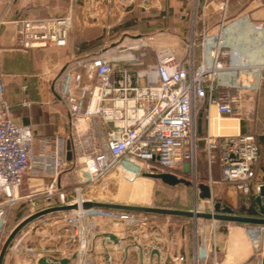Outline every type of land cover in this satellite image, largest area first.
I'll list each match as a JSON object with an SVG mask.
<instances>
[{
  "label": "built area",
  "instance_id": "2783aa9c",
  "mask_svg": "<svg viewBox=\"0 0 264 264\" xmlns=\"http://www.w3.org/2000/svg\"><path fill=\"white\" fill-rule=\"evenodd\" d=\"M64 1L69 3L64 15L23 18L16 22L17 43L21 48L67 46L77 6L92 24L103 26L108 31L127 13L139 7L148 9V5L134 0ZM156 2L162 9L163 0H154L153 3ZM228 3L229 0H224L218 5L222 12L221 29L229 20ZM200 20L204 30L199 60L194 54L195 42L189 46L188 54L183 59L177 57L172 47L158 49L157 61L135 74L127 66L116 70V62L136 60L132 53L129 59L119 60L106 50L89 60L96 81L93 86L80 88L78 101L76 105L70 106V112L75 129H82L81 125L91 119H100L105 129L101 133V147L94 152L88 153L84 141H81L80 161L84 163V171L81 172V182L76 184L70 194L60 188L59 177L74 161L67 159V142L75 141L74 137L72 139L61 133L46 136L38 134L31 126L15 123L11 106L5 99V74L0 72V240L6 234L9 209L17 201L37 196L31 194L24 198L19 195L27 172L33 175L48 174L51 177L43 194L46 195V201H51L58 194L60 203H51L48 207L78 205L77 209L51 213L32 221L14 238L8 250H17L23 241L28 240V236H32L39 241L40 250H45L49 242L53 245L56 243L57 247L55 254L39 252L37 246L26 249L29 256L25 259L27 263L34 260V264H37L40 258L45 257L49 264H60L65 258L70 259L69 264H117L118 254L123 252L125 257L129 254L125 247L127 237L113 230L100 234L101 220L113 224L115 228L140 230L147 228L156 216L96 207L83 208L85 202L100 201L87 196V190L109 177L116 178L119 172L122 176L166 172L180 177L191 169L196 178L193 184L194 198L195 202L199 201L193 209L195 212H206L199 211L198 206L210 201L211 207L207 213H217L213 185L219 181L234 184L245 198L252 194V182L257 177V165L261 157L259 134L258 131L232 135L222 133L224 117L234 114V103L238 100L218 95V91L224 86L221 84L222 76L235 70L226 62L228 52L220 34L213 47H208L207 18L203 16ZM254 28L263 31L264 19L256 22ZM149 45L146 40L136 38L127 48L133 51ZM72 83V74L68 73L58 90L62 98L69 95ZM202 109H206L205 136H199L197 131V118ZM79 132L76 130L78 138H81L83 133ZM37 145L38 154L35 153ZM201 152H204L207 164L206 185L211 190L210 199L199 197L201 191L198 185L201 182L197 181V165ZM216 163L220 164L222 171L219 181L213 178V164ZM261 185H258V191ZM38 211L33 209L32 214ZM199 220H194L197 227ZM208 220L211 225L213 264H218L216 233L221 221ZM245 230L254 242L255 237L264 232V226L247 224ZM196 236L198 239V228ZM138 239L133 237L134 246H139ZM98 240L101 242L100 247ZM203 251L206 252L207 248ZM263 257L264 252L255 248L253 264H261ZM180 259L184 260V257ZM196 263H199L198 254ZM118 264L125 263L121 261Z\"/></svg>",
  "mask_w": 264,
  "mask_h": 264
},
{
  "label": "crops",
  "instance_id": "0c3cea01",
  "mask_svg": "<svg viewBox=\"0 0 264 264\" xmlns=\"http://www.w3.org/2000/svg\"><path fill=\"white\" fill-rule=\"evenodd\" d=\"M134 1L137 3L143 2L150 7L156 6L159 13L166 11L165 9L168 8H166L167 0H163L162 9L157 2L153 3L154 0ZM193 1L170 0L173 14L178 12L179 15L185 16L190 12V5ZM223 1L196 0L200 9V12L196 13L200 21L198 26L200 39L198 52L196 53L194 50L196 60H199L202 54L201 40L204 24L200 18L203 16L207 18L210 12L218 11V5ZM255 2L257 0H229L227 12L229 20L225 27L221 29L220 26L222 16L219 18L214 14L212 15L215 16V19L212 17V21H208L206 27L209 35L208 47H213L220 34L225 50L228 52L226 62L235 70L231 74H224L221 78V84L224 86L221 87L223 90L220 95L237 98L238 100L234 103V114L224 117L222 133L232 135L258 131L259 141L263 146L260 139L262 133L255 124L254 119L245 120L242 113L235 112V105L241 103L255 90L254 73L264 70V30L256 31L254 28L255 23L263 20L264 16L255 18L252 15L253 10L264 7V0H260L258 4ZM54 4L56 6V0L40 3H36L34 0H18L13 5L9 4L7 0H0V72L5 74V99L11 106L15 123L31 126L38 134L46 136L57 133L71 136V138L73 136L75 139V141L72 140L74 143V163L77 159L80 160L82 154L80 151L82 140L77 138L76 130L80 131L79 133L87 131L79 128L75 129L76 126L72 120L70 106L76 105L81 87L94 85L96 74L88 62L95 55L106 50L112 51L116 42L110 41V33L115 30V24L120 23V21L115 22L113 29L108 31L103 26L92 24L83 16L81 8L77 6L74 9L75 22L67 46L28 50L21 48L17 43L16 22L23 18L50 16L52 12L55 13ZM37 6H42L43 11L38 15H34ZM211 8L215 10H211ZM62 9V15L66 14L69 9L67 1L63 0ZM127 15H130V13L124 15L123 18H126ZM194 28L196 30V26ZM173 50L175 51L174 48ZM177 57L183 59L186 55L177 54ZM85 64H87V67ZM238 71H246L247 73L242 77H238L235 75ZM68 73L72 74L73 83L67 98H62L58 94V90L60 91L61 85L63 86ZM231 85L234 87H228ZM231 92H233V95ZM213 111H215V108H213ZM85 123L91 127L92 134L102 133L105 129V125L100 119L86 120ZM206 128V109H202L197 118L199 136H205ZM35 153H39L38 145L35 148ZM216 165L220 174L218 177H214L215 170L213 169V178L219 181L222 177V171L220 164L216 163ZM71 168L60 174L59 186L62 189L70 187V184L62 179L65 176L68 180ZM27 173L26 175H29L35 181H44L45 178H51L48 174L33 175L30 172ZM64 173L65 175H63ZM201 183L206 184L207 179ZM263 183L264 181L259 177L258 171L256 179L252 182V195L255 199L258 194L257 187ZM218 184L220 189H216L217 192L214 191V193L216 192L215 195H223L225 203L236 207L242 193L234 184L220 181ZM230 187L235 188L238 192L237 200L234 203L227 195ZM155 215L149 224L150 228L148 226L145 229L138 230L140 233L139 246H134L132 243L136 230L123 227L115 228L111 223L102 224L99 229L100 234L104 231L113 230L127 237L125 247L128 248L129 254L126 257L123 252L118 254L116 256L118 259L117 264L121 261L125 264H197V254L199 256L198 264H213L211 225L210 222H204L209 221L208 219L198 221L199 236L197 239L194 229L196 224L193 218ZM245 225L247 224L221 221L216 233V260L218 264H253L255 261V248L264 252V232L257 235L254 242H252L246 233ZM99 244H101L100 240H98ZM204 248H207L206 252L203 251ZM181 257H184V260H181Z\"/></svg>",
  "mask_w": 264,
  "mask_h": 264
},
{
  "label": "rangeland",
  "instance_id": "374dc122",
  "mask_svg": "<svg viewBox=\"0 0 264 264\" xmlns=\"http://www.w3.org/2000/svg\"><path fill=\"white\" fill-rule=\"evenodd\" d=\"M9 1L10 0H7L8 3ZM17 1L18 0H14L11 4L13 5ZM45 1L51 0H34V2L36 3ZM259 2L260 0H257V2L255 3L258 4ZM166 4V8H168L165 9L166 11H162L160 13L157 11L158 9H156V6H148V9L139 7L137 8V10L132 11L130 15H127L126 18H122V21H120V23L115 24V30L110 33V41L116 42V45L112 48L111 55L116 59L122 60L123 58L129 59L132 53V55H134L136 58V60H132L130 62H116V70L127 66L128 68H130L131 72L135 74L136 72L147 68L149 65L157 61V50L160 48L173 47L176 53L181 56H185L188 54L189 46L192 45V42H195L196 38V32H194L195 30L193 28L199 21L198 16H196V13L198 14L200 12L199 4L198 2L196 3V0H194L190 5V12H188V14H186L185 16L179 15L178 12L176 14H173L170 0H167ZM41 7L42 6L36 7L34 15L42 13L43 10L41 9ZM62 7L63 0H56V6L54 4L55 13L52 12L50 16L62 15ZM211 10L215 9L211 8ZM212 14L217 15L219 18H221L222 16V12L220 10L212 11L207 17V22L212 21ZM252 15L255 18L263 17L264 7L256 8L255 10H253ZM50 16H37L33 18H48ZM213 19H215V16L213 17ZM136 38L144 39L149 42L150 45L143 49H137L133 51L128 50L127 46L133 43V39ZM194 50H196V45L194 46ZM196 52H198V49L196 50ZM246 73V71H238L237 73H235V75L238 77H242L243 75H246ZM254 74L255 75H253V83L256 86L254 88L255 90L251 93V95L243 99L241 103H237L235 105V112L242 113L245 120L254 119V122L257 125L258 129L262 134H264V70L258 71ZM231 93L233 95V92ZM81 128L83 129V131L86 129L89 131L91 130V127H89L86 123H83L81 125ZM83 133L84 134L81 135V140L84 141L86 151L88 153H92L97 148L101 147L100 141L102 140L103 134H92L91 131L89 133ZM214 165L215 167L217 166L216 164H213V169L215 170L214 177H218L220 172L218 167H216L215 169ZM70 167L72 168L69 171L68 180L65 176L62 179L64 182H68L70 184V187L63 189L68 194L72 192V189L76 186V184L81 182V172L84 171V163L77 159V161H75ZM197 168V181L198 183H200L208 178L207 164L205 161L204 152L199 153ZM258 168L259 173H262L261 169H264V144L261 148V157L258 163ZM63 175H65V173ZM179 178H184L191 184H178L176 186H170L163 183L159 179L148 177L146 173H141L136 176L123 174L122 176L119 172L116 178L112 177V179H107L93 186L90 190H87V196L95 197L100 201L139 204L155 207H172L181 210H193L195 208V204H198L199 202L198 200L195 202L194 198L193 184L195 182L194 180L196 179L194 176V172L189 169L187 172L182 173ZM50 181V178H45L44 181H35L31 179L29 175L24 176V181L22 186L20 187L19 195L21 197H24L31 194H36L37 196L33 198L24 197L25 199L17 201L9 209L7 216L6 234L4 235L2 240H0V252L13 229L25 218L31 215L33 209L41 210L48 207L51 203L54 205L60 203V196L58 194L54 195L51 201H46V195H44L43 192ZM213 186L214 191L216 192V189H220L218 183L214 184ZM222 190L225 191L224 188H222ZM216 192L214 193V195L216 194ZM227 195L233 203L236 202L238 192L235 188L230 187L228 189ZM218 198L219 196L215 195V203L217 202ZM198 207L199 211L207 212L211 207V202L206 201ZM101 221V224H104L103 220ZM148 228H150V225ZM197 228V226L194 227L195 232ZM136 231L137 232L135 233V236L140 238L138 229H136ZM26 239L28 240L23 241L19 245L17 250L7 251L3 264H34V260L30 261L29 263L25 261V259L29 257L26 249L30 247L36 248V246L39 247V241H36L32 236H28ZM45 246V250H40L42 247H39L38 251L52 252L53 254H55V249L57 247L56 243L53 245L49 242L46 243Z\"/></svg>",
  "mask_w": 264,
  "mask_h": 264
},
{
  "label": "water",
  "instance_id": "95a60500",
  "mask_svg": "<svg viewBox=\"0 0 264 264\" xmlns=\"http://www.w3.org/2000/svg\"><path fill=\"white\" fill-rule=\"evenodd\" d=\"M74 157L73 153V142L68 140L67 142V159L72 161ZM148 177H152L155 179L161 180L163 183L176 186L178 184H186L190 185L191 183L184 179L179 178L177 175L172 173L160 172V173H150L147 174ZM201 193L199 197L201 199H210L211 198V190L210 187L206 184L200 183L198 185ZM256 202L259 206L261 216H241L232 213L231 210L225 211L223 213L219 212L216 206L217 213H207V212H195L194 210H181L167 207H155V206H146L139 204H128V203H119V202H109V201H88L83 204V208H102V209H111V210H119V211H127V212H138V213H147V214H162V215H170V216H183L190 217L194 220L198 219H214L220 221H229V222H238L244 224H255V225H263L264 226V184L261 185L258 194L256 196ZM78 208L77 204L73 205H58L52 206L45 209H42L27 218H25L22 222H20L10 233L7 240L5 241L2 250L0 252V264L4 263L6 253L8 251L9 246L11 245L14 238L20 233V231L26 227L32 221L51 214L58 211H68L72 209ZM114 239V236H112ZM70 259L65 258L60 261V264H69ZM37 264H49L48 260L45 257L39 259ZM261 264H264V257L262 258Z\"/></svg>",
  "mask_w": 264,
  "mask_h": 264
},
{
  "label": "trees",
  "instance_id": "16d2710c",
  "mask_svg": "<svg viewBox=\"0 0 264 264\" xmlns=\"http://www.w3.org/2000/svg\"><path fill=\"white\" fill-rule=\"evenodd\" d=\"M228 19L229 16L227 15ZM199 20V19H198ZM198 26H199V21L196 25V38H195V45H196V50L199 47V43H200V39H199V33H198ZM195 50V52H196ZM197 53V52H196ZM223 89H219L218 91V95H220V92ZM260 139L262 141V143L264 144V134L260 135ZM259 171L258 165H257V172ZM262 173H259V177L264 181V169H261ZM224 196H219L217 202H216V206L219 212L223 213L225 211L231 210L232 213L236 214V215H241V216H261L260 214V210H259V206L256 202L255 197L251 194L248 198L243 197V195L241 194L238 205L236 207H232L230 205H228L227 203L224 202L223 200ZM248 199V204L246 203ZM174 217H180V216H174ZM249 225H253L256 226L255 224H249Z\"/></svg>",
  "mask_w": 264,
  "mask_h": 264
},
{
  "label": "bare ground",
  "instance_id": "6f19581e",
  "mask_svg": "<svg viewBox=\"0 0 264 264\" xmlns=\"http://www.w3.org/2000/svg\"><path fill=\"white\" fill-rule=\"evenodd\" d=\"M236 83H239V82H236ZM77 137H78V134H77ZM82 198V197H81ZM79 199V203H81L82 199ZM77 209V208H76ZM175 209V208H174ZM58 212H61V211H58Z\"/></svg>",
  "mask_w": 264,
  "mask_h": 264
}]
</instances>
